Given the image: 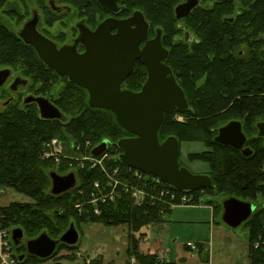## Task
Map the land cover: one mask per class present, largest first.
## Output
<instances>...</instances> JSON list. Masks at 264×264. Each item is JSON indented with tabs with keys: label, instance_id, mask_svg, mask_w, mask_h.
Instances as JSON below:
<instances>
[{
	"label": "trees",
	"instance_id": "trees-1",
	"mask_svg": "<svg viewBox=\"0 0 264 264\" xmlns=\"http://www.w3.org/2000/svg\"><path fill=\"white\" fill-rule=\"evenodd\" d=\"M81 1L90 0H71L77 5ZM180 1L134 0L149 21L151 34L162 30L163 44L170 50L166 62L172 67L190 106L185 111L174 108L165 114L159 139L164 142L176 136L180 144L204 143L209 150L189 158L208 163L207 173L213 185L205 190L211 194L256 200L259 194H264V146L257 127L258 122H264V0H200L190 16L178 21L174 9ZM184 30L193 34L190 43L184 39ZM177 38H180L178 42ZM0 66L10 67L23 76L29 81L30 92L48 98L63 113L61 119L43 118L36 102H24L22 95L25 93L3 107L0 105V188H11L30 199L0 207V222L22 228L28 240L43 233L59 239L71 224L78 230L88 222L112 227L125 225L131 230L127 251L130 256H136L139 264H175L161 262L156 255L139 253L140 238L135 236L146 226L163 222L165 213L171 212L161 202L137 207L126 196L103 205L100 215L80 213L75 209V204L84 199L79 190L84 189L87 195L94 181L104 180L98 170L77 171L78 184L74 188L59 195L51 191L50 174L69 172L66 162L57 167L41 157L45 143L53 138L62 140L70 155L83 153L86 146L90 152L108 140L106 151L116 157L110 163L127 167L120 159L122 150L118 142L132 135L121 127L115 114L91 107L88 92L74 83L67 81L57 89L63 79L41 61L35 49L17 32L1 23ZM146 80V68L137 63L126 86L139 91ZM10 95L9 90L0 88V101ZM176 114L184 116L185 120H176ZM232 120L242 123L249 144L256 149L252 155L245 156L215 141L219 128ZM158 189L153 193L158 194ZM199 191L188 193L198 195ZM246 225L249 228V264H264V251L254 248L258 237L264 234V209L255 210ZM64 248L75 254L78 245L60 243L51 259ZM17 251L25 255L23 264L50 260L30 254L24 242ZM66 258L68 263L57 259L50 264H80L75 262L76 255Z\"/></svg>",
	"mask_w": 264,
	"mask_h": 264
},
{
	"label": "water",
	"instance_id": "water-1",
	"mask_svg": "<svg viewBox=\"0 0 264 264\" xmlns=\"http://www.w3.org/2000/svg\"><path fill=\"white\" fill-rule=\"evenodd\" d=\"M98 1L107 9L117 10V0ZM198 5L199 0H186L176 7V18L180 20L190 16ZM36 25L35 18L24 26L21 32L24 41L32 46L40 59L58 75L68 76L71 82L87 89L91 107L113 112L121 127L132 135L118 142L122 150L120 159L124 164L158 177L178 191H199L212 187L210 175L195 174L180 165L181 144L176 136H170L164 142L159 139V129L165 114L174 108L185 111L190 107L172 68L164 62L169 51L162 44L161 29L154 39L148 40L149 23L144 14L137 11L132 18L124 21L110 19L95 32L83 28L86 51L79 53L72 46L59 49L55 43L37 31ZM114 27L118 29L117 34L111 33V28ZM189 36L190 33L187 32V37ZM143 42L146 44L141 48ZM138 59L143 61L148 70L145 84L138 92L122 89L123 81L129 77ZM10 74L9 69L0 71V86ZM20 84H27V81L17 78L12 89L17 90ZM26 102H36L41 116L45 119L63 117L60 109L48 98L31 96ZM257 127L259 135L264 136V122H259ZM215 141L241 150L245 156H250L253 152L244 147L247 136L240 121H231L220 127ZM106 144L107 140H104L92 150V154L102 155L108 148ZM50 177L51 191L55 195L69 191L77 183L74 172L60 175L53 171ZM223 209V221L231 227H238L251 217L256 205L230 197L223 202ZM24 236L22 228L13 229L16 243ZM79 240L80 233L76 226L71 224L57 240L43 233L35 239L28 240L26 245L30 254L48 259L60 243L76 245Z\"/></svg>",
	"mask_w": 264,
	"mask_h": 264
},
{
	"label": "rangeland",
	"instance_id": "rangeland-1",
	"mask_svg": "<svg viewBox=\"0 0 264 264\" xmlns=\"http://www.w3.org/2000/svg\"><path fill=\"white\" fill-rule=\"evenodd\" d=\"M41 5L39 0H0V23L17 32L22 27L27 12L30 16L32 11L38 10ZM2 104L3 100L0 101L1 107ZM174 118L178 121L185 120L184 116L179 114ZM109 144L107 140L106 145ZM206 150H209V147L204 143L182 142L180 165L195 174H208V163L189 158L192 154ZM83 153L90 154L89 147L86 146ZM190 198L191 205L175 207L171 212L165 213L163 222L146 226L135 234L140 238L139 253L156 255L158 259L164 256L175 264H249L247 221L238 227H231L223 221V202L230 197L201 190L198 195L192 194ZM14 201L29 202L30 199L11 188H0V207ZM243 201L256 205V211L264 209V194H259L256 200ZM78 231L80 240L75 254L64 248L53 259L50 257L49 261L28 264H50L57 259L68 263L66 257L70 255H76L75 262L80 264H127L133 258L135 264H139L136 256H130L127 251L130 247L131 232L128 226L112 227L101 222H88L83 223ZM23 240H28L26 235ZM188 242L195 243L197 248H188ZM78 251H82V254L78 255ZM88 260L91 262L88 263Z\"/></svg>",
	"mask_w": 264,
	"mask_h": 264
},
{
	"label": "built area",
	"instance_id": "built-area-1",
	"mask_svg": "<svg viewBox=\"0 0 264 264\" xmlns=\"http://www.w3.org/2000/svg\"><path fill=\"white\" fill-rule=\"evenodd\" d=\"M45 144L42 159L52 161L57 167L66 162L69 172L75 174L81 170H98L102 173L104 180L94 181L93 189L89 194L86 195L84 189L79 190L84 199L75 204V209L80 213L100 215L103 205L115 203L126 196H129L137 207L146 203L155 205L161 202L167 209L173 210L178 206L191 205L189 203L192 194H189V191H178L158 177L145 174L130 166L122 167L119 164L110 163L116 157L107 151L100 156L93 155V149L89 152L90 154L78 152L76 155H70L63 141L58 138H53ZM157 188H159L158 194H154L153 190ZM13 229L14 227L6 226L0 222V264H23L25 255L17 251V247L21 244L15 242ZM187 246L192 250L197 248L193 242H188ZM254 248L264 251V234L258 237ZM81 254L82 251H78V255ZM159 260L161 262L168 261L164 256L159 257ZM87 262L90 263L91 260ZM131 263L135 264L134 258Z\"/></svg>",
	"mask_w": 264,
	"mask_h": 264
},
{
	"label": "flooded vegetation",
	"instance_id": "flooded-vegetation-1",
	"mask_svg": "<svg viewBox=\"0 0 264 264\" xmlns=\"http://www.w3.org/2000/svg\"><path fill=\"white\" fill-rule=\"evenodd\" d=\"M39 1L42 5L38 8V10L32 11L30 16H28L29 14L27 12V14L25 15V19H24V22L22 24V27L17 31V33L21 37V39L24 41V39L21 36V32H22L24 26L36 18L37 19L36 29L40 34H42L44 37H46L47 39H49L50 41L55 43L59 49L62 47H66V46H72V47H75L79 53H84L86 51V45L83 41V36L85 34L83 31V28L87 29L89 32H95L98 30V28L102 24H104L106 21H108L110 19H114L117 21H124V20L132 18L137 11H141V9L138 8L139 5L137 4V2L134 3V0L133 1L132 0H117V2H116L117 10H110V9L103 7L98 0H90L87 3H82V1H81V3L79 5L75 4V2L74 3L71 2V0H59V1L58 0H39ZM185 1L186 0H181L175 6V9L178 5H180L181 3L185 2ZM199 5H200V0H199ZM175 9H174V13H175ZM144 17L146 19L145 14H144ZM175 17H176V15H175ZM183 19L184 18H182L180 20L177 19V20L181 21ZM147 22L149 23L148 20H147ZM132 27L134 28L135 25H133ZM180 27H181V29H184V25L181 23H180ZM158 30L156 31V33L154 35L151 34V26L149 23L148 40L154 39L157 35ZM187 32L190 33L189 37H187ZM111 33L117 34L118 29L115 27L111 28ZM184 34H185V38H184L185 41L190 43L193 40V34L188 30H184ZM179 39L180 38H177L176 42H178ZM145 44H146V42H143L140 45V47L143 48ZM162 44H163V41H162ZM27 45H29V44H27ZM163 46L166 49H168L169 55H170L169 48L166 47L164 44H163ZM169 55H168V57H169ZM167 59L164 61L166 64H167V62H166ZM137 63H142L144 65V63L141 59L136 60L134 67H133V70H132L131 74L129 75V77L132 75ZM167 65H169V64H167ZM144 67L146 68L147 78H148L147 67L145 65H144ZM6 69H9L11 71V74L9 75V77L7 78L5 83L2 86H0V88H4L6 90H9V92L11 94L13 93L14 95L9 96L5 101H3L2 107L11 101L19 99V96H21L24 93L25 94L22 96H23L25 103H27L26 99L28 97H31V96L43 97V96H35V94L33 92H30L28 90L29 81L27 79H25L23 76L16 73L15 71H13L10 67H1L0 66V71L6 70ZM50 69H52V68H50ZM53 71L57 74V76L59 78L63 79V81H61L57 85V89H59V87L62 84L65 85L67 81L71 82L68 76H60V75H58V73L55 70H53ZM174 76H175V74H174ZM129 77L125 81H123L122 86H121L122 89H127V90H131L134 92H138V91L132 90L130 88H127L126 81L129 79ZM17 78H21L22 80L23 79L26 80L27 84H20L18 86L17 90H13L12 85L14 84V82L16 81ZM175 78H176V76H175ZM71 83H74V82H71ZM74 84H76V83H74ZM76 85H78V84H76ZM78 86H80V85H78ZM80 87H82V86H80ZM82 88H84V87H82ZM85 90L88 92L87 89H85ZM88 94H89V92H88ZM232 121H238V120H232ZM258 131H259V129H258ZM218 133H219V131H218ZM258 135H259V132H258ZM260 137H262L260 140L261 144L264 146V136H260ZM244 147L251 149L253 151L252 154L256 150L252 146V144H249L248 137H247V142H246ZM239 151H241V150H239ZM24 243H26V241H24Z\"/></svg>",
	"mask_w": 264,
	"mask_h": 264
},
{
	"label": "crops",
	"instance_id": "crops-1",
	"mask_svg": "<svg viewBox=\"0 0 264 264\" xmlns=\"http://www.w3.org/2000/svg\"><path fill=\"white\" fill-rule=\"evenodd\" d=\"M108 264H110V262H109ZM127 264H132V263H131V260H130V262H128Z\"/></svg>",
	"mask_w": 264,
	"mask_h": 264
}]
</instances>
